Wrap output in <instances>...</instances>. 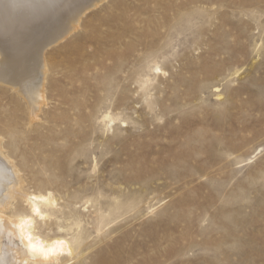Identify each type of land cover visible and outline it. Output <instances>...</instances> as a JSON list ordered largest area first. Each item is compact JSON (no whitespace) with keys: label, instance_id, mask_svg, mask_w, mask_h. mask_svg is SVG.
Listing matches in <instances>:
<instances>
[{"label":"rangeland","instance_id":"1","mask_svg":"<svg viewBox=\"0 0 264 264\" xmlns=\"http://www.w3.org/2000/svg\"><path fill=\"white\" fill-rule=\"evenodd\" d=\"M99 5L46 48L37 119L0 84L2 151L56 200L36 231L66 264H264V0Z\"/></svg>","mask_w":264,"mask_h":264},{"label":"bare ground","instance_id":"2","mask_svg":"<svg viewBox=\"0 0 264 264\" xmlns=\"http://www.w3.org/2000/svg\"><path fill=\"white\" fill-rule=\"evenodd\" d=\"M104 1L0 0V84L16 89L28 101L33 120L46 105V48L76 31L81 16ZM22 183L0 145V264H66L76 240L36 231L38 223L55 218L56 200L51 194L24 193ZM19 196L28 202L29 213L16 208L5 216L6 205Z\"/></svg>","mask_w":264,"mask_h":264}]
</instances>
